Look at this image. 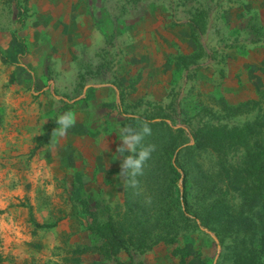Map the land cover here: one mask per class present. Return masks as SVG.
Returning a JSON list of instances; mask_svg holds the SVG:
<instances>
[{"label":"rangeland","instance_id":"1","mask_svg":"<svg viewBox=\"0 0 264 264\" xmlns=\"http://www.w3.org/2000/svg\"><path fill=\"white\" fill-rule=\"evenodd\" d=\"M129 1L135 5L134 12L142 7L143 12H154V17L148 16L143 22L136 17L133 22L130 18L118 22L120 36L115 39L110 35L113 24L103 16L99 19L102 41H94L93 48L83 54L76 45L78 40H62L64 26L70 29L68 24L35 19V0H0V264H114L113 259L101 260L91 251L75 253L77 248L94 242L95 237L86 230L93 223L91 214H96L97 222L104 221L102 206L93 210L95 202L103 199L111 206L123 202L124 180H105L96 147L115 146L120 154L131 151L121 147V136L113 135L118 129L105 124L100 114L93 119L98 125L88 132L86 141L79 135L65 149L58 145L59 138L73 132L61 125L64 114L72 113L83 99L85 83L114 86L113 90L103 86L102 92L106 95L104 109L112 117L121 110L113 103L116 86L127 114L150 113L161 105L174 119L171 102L177 96L190 116L197 101L208 105H215L221 98L230 104L258 101L260 111L238 117L228 122L229 126L253 123L264 115V63L254 64L251 53L245 51L249 37L242 28L252 17L245 15L240 0ZM113 2L102 0L99 4L105 11ZM199 12L205 15V32L199 39L201 57L190 67L186 79L187 72L172 70L173 59L197 50L183 23L176 22ZM127 26L133 30L132 40L121 35ZM260 29L256 27L264 36ZM67 42L73 47L65 45ZM245 59L248 67L242 65ZM253 67L260 69V82L243 85L242 75L247 76ZM129 76L131 80L139 77L132 91L125 88ZM88 97L96 102L97 93ZM96 105L95 109L100 108L101 102ZM72 117L80 119L78 115ZM78 129L80 134L82 130ZM62 149L67 158L59 164L57 157ZM239 158V153H233L229 160ZM192 161L208 175L218 169V159L209 150L196 152ZM179 186L182 188L180 182ZM194 194L191 203L197 210L206 205L207 199ZM233 197L239 208L240 197ZM83 200L89 203L86 213L82 212ZM44 224L51 227H39ZM234 245L232 236L221 239L214 231L194 223L178 235L174 244L191 255L187 264H231ZM172 252L173 245L158 243L146 252H134L133 259L136 264H178ZM116 258L128 260L124 253Z\"/></svg>","mask_w":264,"mask_h":264},{"label":"trees","instance_id":"2","mask_svg":"<svg viewBox=\"0 0 264 264\" xmlns=\"http://www.w3.org/2000/svg\"><path fill=\"white\" fill-rule=\"evenodd\" d=\"M204 16L199 12L187 22L197 51L173 59V70L187 72L186 79L190 67L201 57L199 39L205 32ZM138 79L125 88L132 91ZM182 101L176 96L171 102L174 119L164 113L166 108L161 105L141 115L127 114L122 108L115 117L109 113L105 116V123L121 133L147 123L152 134L144 138L143 145H155V151L145 162L143 174L136 177L135 187L124 176L122 203L111 206L103 199L95 202L93 210L102 206L104 221L97 222L96 214H91L93 223L86 230L95 237L94 242L77 248L75 253L91 251L101 260L113 259L114 264H136L134 252H146L163 243L173 245L172 254L178 257V264H187L191 255L174 244L178 235L194 223L214 231L221 239L233 237L231 264L264 263V115L253 123L228 125L238 117L260 111L258 101L230 104L221 98L213 106L197 101L192 116ZM202 150L211 151L218 159L213 175L192 161L193 155ZM233 153H239L240 158L230 162ZM194 193L207 199L206 205L197 210L191 203ZM234 194L241 199L239 208L234 204ZM81 206L83 213L89 211L88 201L83 200ZM119 253L127 255L128 260H118Z\"/></svg>","mask_w":264,"mask_h":264},{"label":"crops","instance_id":"3","mask_svg":"<svg viewBox=\"0 0 264 264\" xmlns=\"http://www.w3.org/2000/svg\"><path fill=\"white\" fill-rule=\"evenodd\" d=\"M102 0H35V19H37L39 22H47V23H62V24H68L70 26V29L66 28L64 26V35L62 40H70L75 39L78 40L76 45L78 44L79 53H87L86 51L93 48L94 41H102L103 35L101 31H99V19L101 20L104 17H108L110 23L113 24L112 30L110 32V35L113 36V38H117L120 36L117 32V24L120 21H123L125 19H131L133 22V18L136 17L137 21L143 22L148 19V16L154 17V12L145 11L143 12L142 7L140 8L139 12H134V6L133 1L129 0H113L114 2L111 4L109 10H102L101 3ZM98 2V3H97ZM140 2V1H139ZM146 2V1H145ZM212 0H206V3H212ZM103 3V2H102ZM141 3H143V0H141ZM107 4V2H106ZM139 5V4H138ZM142 5V4H141ZM239 5L242 6L243 10L246 11L245 15H249L252 17V20H247L245 23L244 28L242 30L245 32L246 36H248V43L247 48L248 54L253 56L252 62L255 64L264 63V36H260L258 34V30H256V27L259 26L261 31L264 32V0H240ZM113 7V8H112ZM112 8V9H111ZM167 13L164 16V19H167L168 16H166ZM257 17L259 20L258 22L254 21ZM192 18V16H190ZM184 20L183 22H176L177 25L182 24L185 26L188 37L190 39V42H192L190 38V30L187 25V22L190 20ZM253 22V23H251ZM174 23V24H176ZM142 24V23H141ZM61 26V27H62ZM144 24H142V31H144ZM42 26H40L41 28ZM42 31V28L40 29ZM67 31V32H66ZM132 28L130 26H127L122 34H124L125 38H129V40H132L134 38ZM146 32L149 31V28L147 27ZM48 31L45 30V34ZM50 36V35H48ZM106 36V35H104ZM111 36V37H112ZM73 44V43H72ZM70 44V42H67L65 45L68 47H73V45ZM195 49L197 50L196 46ZM195 50V51H196ZM260 50V51H258ZM259 52V54H258ZM257 56V57H256ZM242 65L248 67V59L241 60ZM130 67L128 66L126 70H128ZM133 70V69H131ZM140 70V69H139ZM173 70V69H172ZM128 74L131 73V71H127ZM144 78L141 79V82H144ZM242 84L243 85H249V86H256V82H260L261 80V72L260 69L257 67H253L251 71L248 72L247 76L242 75L241 77ZM131 78L128 77V82L126 86L130 83ZM104 87H109L108 90H113L114 86H111L110 84L107 85H100V84H93V83H85L84 91H83V99L80 100L78 104H76L73 108V112L67 111L64 115H66L65 122L62 123V127H66V129L73 130L70 131L65 137L59 138L58 145L62 146V148H66V145L69 146L70 144L74 143L75 137L82 136L83 141H86L87 134L90 132L91 129H94L96 124H94L93 119L97 117L96 114H100L102 118L105 119V116L109 113L108 111H105L104 109V100L106 98L105 94H102V92L105 90ZM117 87V86H116ZM116 90L115 92V99H114V106L116 108H120L122 110V107L120 105V95ZM92 92L97 93V99L96 102L94 100H89V95ZM101 97L100 99H98ZM85 99V100H84ZM101 102V106L98 109H95L97 106L96 103ZM74 113V114H73ZM78 115L80 119L74 120L73 115ZM110 117L111 114H110ZM99 118V117H98ZM97 119V118H95ZM106 124V123H105ZM106 126V125H104ZM101 127L104 128L105 131H107V127ZM76 128V130L74 129ZM81 128L82 132L79 134V129ZM118 129V128H115ZM118 134L121 136V131L116 130V132H113V135ZM116 137V136H114ZM119 140V139H118ZM62 149L58 152V157L60 162L59 164H63V162L66 160L65 151ZM72 149V146H71ZM97 154L101 156V165H99L101 172L105 175V180L108 178L110 180H118V182L122 183L124 178L122 174V168L121 164L124 160V158L131 156L130 153H123L120 154V151L117 153L116 149L117 147L113 146L105 147L104 144L99 145L96 147ZM121 149V148H120ZM74 150V148L72 149ZM90 152V150H89ZM91 154V152H90ZM55 159V160H57ZM3 217H0V223L2 222Z\"/></svg>","mask_w":264,"mask_h":264},{"label":"clouds","instance_id":"4","mask_svg":"<svg viewBox=\"0 0 264 264\" xmlns=\"http://www.w3.org/2000/svg\"><path fill=\"white\" fill-rule=\"evenodd\" d=\"M152 134V129L147 123L139 129L128 127L121 133L123 146L130 149L133 155L124 158L121 168L122 174L127 176L130 186L135 187L137 184L136 177L143 174L145 162L150 158L155 145H143L144 138ZM139 146V150L138 149Z\"/></svg>","mask_w":264,"mask_h":264}]
</instances>
